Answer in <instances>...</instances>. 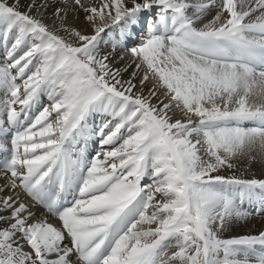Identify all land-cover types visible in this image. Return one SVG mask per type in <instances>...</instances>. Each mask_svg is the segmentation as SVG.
Masks as SVG:
<instances>
[{
	"label": "snow or ice",
	"instance_id": "snow-or-ice-1",
	"mask_svg": "<svg viewBox=\"0 0 264 264\" xmlns=\"http://www.w3.org/2000/svg\"><path fill=\"white\" fill-rule=\"evenodd\" d=\"M47 6L0 0V264H264V232L219 238L244 204L264 212V179L219 174L264 149V0H221L200 28L215 0H63L52 26L31 14ZM75 9L91 34L66 24ZM112 25L148 70L141 87L150 72L167 102L101 55Z\"/></svg>",
	"mask_w": 264,
	"mask_h": 264
},
{
	"label": "bare ground",
	"instance_id": "bare-ground-1",
	"mask_svg": "<svg viewBox=\"0 0 264 264\" xmlns=\"http://www.w3.org/2000/svg\"><path fill=\"white\" fill-rule=\"evenodd\" d=\"M33 0H19L21 11H26L27 6L32 3ZM70 2V0H69ZM190 3H207L208 0H189ZM221 0H215V6L210 7L202 14V18L197 22L196 26L198 28L203 27L205 24L213 21V18L221 11L219 4ZM35 3L42 5L47 3V7H38L32 10V15H39L43 22L52 26L54 24L55 18L52 13L54 9L58 6H63V0H35ZM88 4H98L99 0H87ZM191 11V10H190ZM150 18L155 17L156 13L147 14ZM227 14L225 13V16ZM224 20V16H221V19L216 22L215 26H219ZM66 24L72 28H76L85 32L86 34L92 33V28L85 19V13L82 10L75 9L68 11L66 17ZM141 35H146V31L141 25L138 29ZM106 33L110 35L102 34L103 42L100 44V53L101 55L109 56L110 67L124 69L126 66L127 71H122L121 76L124 80H128L131 77L133 72H136L137 75L133 80V83L137 85L136 92L139 93L141 90L145 95L149 93L150 90L155 89L156 97L153 98L152 103L156 104L158 101H168V97L165 95V89L157 83L156 78L152 77L149 72V79L144 82V85L141 87L140 80L148 71L143 64H140V68L137 69V64L140 61L133 57L130 51H126L123 47L116 45L114 42L119 39V25H112L111 28L105 30ZM61 35H64V32H60ZM141 42L140 36L136 38L135 41L131 42L129 46L138 45ZM5 52L2 47H0V66H3L6 63ZM4 99V94L0 91V100ZM253 100L257 103L259 102V97L254 96ZM42 104H49V101L46 96L42 97ZM173 119L183 118L178 109L173 108L170 113ZM100 122V117L96 116L93 118L92 123L98 125ZM11 147L10 143L8 145ZM105 150H110V146H104ZM101 150L100 142L98 137L90 138L88 141L87 156L89 159H92L97 152ZM252 157H255L252 159ZM3 159V154H0V161ZM235 167L232 169H221L220 173L224 176H237L244 179H264V149H262L258 144L255 146L254 150L251 152L246 151L243 155L234 158ZM6 183L5 174L3 171H0V185ZM143 183V182H142ZM10 191L6 190L2 195H9ZM19 197L23 202L32 203L30 197H27L23 192L19 193ZM69 198V203H70ZM242 208L251 213L247 218L243 220H231L229 221L224 229L219 233V238L221 239H232L239 238L247 235H259L261 232H264V212H260L258 208L249 206L247 203L242 206ZM33 211L36 212L37 219H47L50 223H53L56 226H59V221L54 216L46 213L42 206L36 205L33 207ZM175 249H168L167 254L163 257L164 260H167ZM252 264H256L255 259H252Z\"/></svg>",
	"mask_w": 264,
	"mask_h": 264
},
{
	"label": "rangeland",
	"instance_id": "rangeland-1",
	"mask_svg": "<svg viewBox=\"0 0 264 264\" xmlns=\"http://www.w3.org/2000/svg\"><path fill=\"white\" fill-rule=\"evenodd\" d=\"M148 16V18H150V16L149 15H147ZM138 31V30H137ZM138 32H140V31H138Z\"/></svg>",
	"mask_w": 264,
	"mask_h": 264
}]
</instances>
